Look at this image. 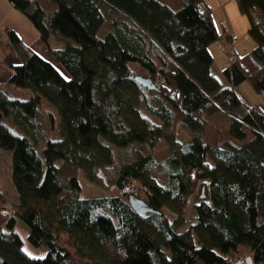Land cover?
<instances>
[{"label":"trees","instance_id":"obj_1","mask_svg":"<svg viewBox=\"0 0 264 264\" xmlns=\"http://www.w3.org/2000/svg\"><path fill=\"white\" fill-rule=\"evenodd\" d=\"M7 1L45 53L5 30L20 63L0 83V149L11 152L17 203L0 198V256L9 264H233L243 248L264 264V0H236L255 45L226 50L234 60L222 70L225 87L211 74L208 46L221 35L208 0ZM243 82L261 96L254 105L235 91ZM181 125L191 132L186 143L176 139ZM154 166L165 185L150 175ZM80 169L119 195L83 198ZM128 195L159 214L136 213ZM17 229L45 255L27 256Z\"/></svg>","mask_w":264,"mask_h":264},{"label":"rangeland","instance_id":"obj_2","mask_svg":"<svg viewBox=\"0 0 264 264\" xmlns=\"http://www.w3.org/2000/svg\"><path fill=\"white\" fill-rule=\"evenodd\" d=\"M208 3L212 8V19L215 27L221 35L220 39L208 46V51L213 59L211 74L219 80L222 87H225L228 85V82L223 77L222 70L225 68V65L228 64V59L230 57V55H227L226 50L231 52L233 55L244 54L249 52L254 47L255 41L247 33L249 21L246 15L239 11L236 0H208ZM17 12L15 14L3 16L0 11L1 30H5L6 28L8 30H13L29 47L41 52L40 44L42 43L39 40L37 30L25 16ZM253 15L256 20L259 18V14L257 12ZM224 30L227 32L230 31L233 39L232 43L226 41L224 37ZM50 43L53 47H61L62 45L61 43L55 41L54 38H50ZM3 53L4 52L0 51V83L5 82L12 74L11 65L20 63V59L17 60L9 55L5 56V53ZM58 68L61 70L59 66ZM18 91L23 92L24 96L29 93L27 90H17V93ZM235 91L237 95L248 105H254L261 97H259L246 82L239 84L235 88ZM8 93L10 95L11 91ZM14 94L16 95V93ZM54 134L55 132H51L49 137L55 138ZM176 137V139H178L181 143H186L190 140L191 132L184 125H181L180 128H178ZM207 160L209 161V159ZM149 173L159 184H166L167 178L164 174H162L158 167H151ZM77 178L81 185V196L83 198L111 197L119 195L115 186L103 187L88 182L81 169L78 170ZM0 198L5 201L4 204L7 206H13L17 203V195L11 182V152L4 151L2 149H0ZM193 201L194 198L192 197L189 201V205H191ZM192 214L193 212H191L189 207L186 211V219L189 220ZM17 231L23 241L22 250L27 256L41 258L45 255V246L34 247L30 245L26 239V231L23 229L20 231L17 229ZM241 249L243 253L241 256H245L246 258L245 264H253L249 253L245 249ZM241 258L239 260H241Z\"/></svg>","mask_w":264,"mask_h":264},{"label":"water","instance_id":"obj_3","mask_svg":"<svg viewBox=\"0 0 264 264\" xmlns=\"http://www.w3.org/2000/svg\"><path fill=\"white\" fill-rule=\"evenodd\" d=\"M134 79L138 84H140L144 88H147L149 90L155 88V84L150 78L143 76H135ZM127 199L130 207L138 214H146V213L159 214V212L155 208H153L147 202L134 195H128ZM0 264H9V263L0 256Z\"/></svg>","mask_w":264,"mask_h":264},{"label":"crops","instance_id":"obj_4","mask_svg":"<svg viewBox=\"0 0 264 264\" xmlns=\"http://www.w3.org/2000/svg\"><path fill=\"white\" fill-rule=\"evenodd\" d=\"M0 11L3 14V16L15 14L17 12L7 0H0ZM17 13H19V12H17ZM5 30H1V26H0V51L4 52L5 54L4 53L3 54L5 56L9 55V56L19 60L20 58L18 57L16 50L14 49L12 44L10 43V41L6 35ZM228 32L230 33V31H228ZM40 46H41V52H38L35 49H33V50L35 52H37L38 54L42 55V54H44V46H43V44H40Z\"/></svg>","mask_w":264,"mask_h":264},{"label":"built area","instance_id":"obj_5","mask_svg":"<svg viewBox=\"0 0 264 264\" xmlns=\"http://www.w3.org/2000/svg\"><path fill=\"white\" fill-rule=\"evenodd\" d=\"M234 60V57L230 56L228 59V64L231 63ZM240 258H238L235 262H233V264H245L246 262V258L242 257L241 260H239Z\"/></svg>","mask_w":264,"mask_h":264},{"label":"bare ground","instance_id":"obj_6","mask_svg":"<svg viewBox=\"0 0 264 264\" xmlns=\"http://www.w3.org/2000/svg\"><path fill=\"white\" fill-rule=\"evenodd\" d=\"M54 111V110H53ZM32 121V120H31ZM34 121V120H33ZM121 153H123V152H121ZM118 155V154H117Z\"/></svg>","mask_w":264,"mask_h":264}]
</instances>
